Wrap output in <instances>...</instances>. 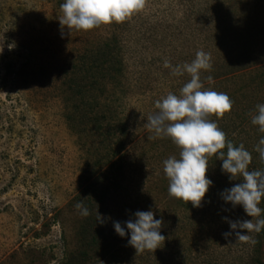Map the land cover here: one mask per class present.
Instances as JSON below:
<instances>
[{"label": "rangeland", "instance_id": "rangeland-1", "mask_svg": "<svg viewBox=\"0 0 264 264\" xmlns=\"http://www.w3.org/2000/svg\"><path fill=\"white\" fill-rule=\"evenodd\" d=\"M62 4L0 0V264H255V232L247 242L224 236L232 231L225 217L257 220L222 198L239 179L224 186L218 165L209 163L213 185L200 207L170 196L164 161L179 158L181 148L157 136L148 118L159 112L157 101L179 96L192 78L173 75L165 61L190 64L199 51L212 63L201 82L247 73L205 89L239 100L225 114L229 120L243 115L247 101L252 111L263 102L264 87L261 93L252 86L264 74V0H146L122 23L65 26L63 37ZM112 38L123 49L126 74L115 99L130 133L123 152L101 159L99 132L82 123L68 79L79 55ZM257 130L247 124L232 133L251 145L259 142ZM81 202L87 217L76 207ZM149 210L163 219L166 239L155 251L137 252L114 222L123 226Z\"/></svg>", "mask_w": 264, "mask_h": 264}, {"label": "clouds", "instance_id": "clouds-1", "mask_svg": "<svg viewBox=\"0 0 264 264\" xmlns=\"http://www.w3.org/2000/svg\"><path fill=\"white\" fill-rule=\"evenodd\" d=\"M146 0H65L61 5L63 16L60 18L63 37V28L70 31L91 30L101 25L113 22L122 23L134 13L145 7ZM15 44L9 45V49ZM164 67L172 68V74L182 76L185 72L191 74V80L182 89L179 96L169 93L162 101L156 102L159 112L148 118L149 127L157 136L170 137L181 148L179 158L173 156L164 161V172L169 180V195L191 202L193 207H200L213 181L206 176L209 157L217 156L222 160V171L230 174L229 179L242 178V183L230 189H225L221 195L223 200L230 202L233 207L240 205L245 213L254 218L264 214L259 207L264 199V171L249 170L252 155L243 144L234 146L227 141L226 133L218 124L209 119L213 114L223 116L231 111L234 101L226 94L204 88L200 79L201 71L212 68L210 54L199 51L195 60L190 64L173 67L165 61ZM211 80V77H209ZM258 115L252 118V124L259 126L264 132V104L257 105ZM264 139L256 147L260 158L264 160ZM227 147L225 154L223 149ZM84 217L90 215L89 209L83 203L76 205ZM98 211V210H97ZM110 219V217H109ZM232 231L224 233L229 238L235 233L241 241H249L248 233L264 231V219L232 221L224 218ZM97 223L103 225L105 220L98 212ZM163 219H156L153 211H137L134 218L122 223L114 222L115 232L120 237H127L130 233L129 245L137 252L145 250L155 251L166 237L161 234ZM239 230H246L242 234ZM256 243V241H252Z\"/></svg>", "mask_w": 264, "mask_h": 264}, {"label": "trees", "instance_id": "trees-1", "mask_svg": "<svg viewBox=\"0 0 264 264\" xmlns=\"http://www.w3.org/2000/svg\"><path fill=\"white\" fill-rule=\"evenodd\" d=\"M58 1L64 3V0ZM261 67H263V65ZM69 71H71V74L68 79V84L75 92L78 99V108L83 113L81 121L82 123L86 122L93 125L99 132L101 138L100 158L108 159L111 158V156L113 157L123 152L126 149L125 138H127L130 133V126L120 119L121 106L117 104L119 102L115 99L119 95V90L123 87V79L126 74L123 49L119 45L117 39L112 38L105 40L101 46L82 53V55H79L78 58L72 62ZM230 73V71L229 73L227 71L220 72L214 77L212 76L211 80L203 79L202 83L204 88L202 90L209 87L215 89V86L223 83L225 79H233L235 76L240 77L247 74L246 71L240 74H238L239 72H232V76L228 75ZM260 81V83L255 84L252 88L255 87L257 91L262 93V87H264L262 85L264 83V74L261 75ZM229 97L231 98L230 94ZM232 100L234 101V106L240 107L241 103L239 100L236 101L237 98ZM246 103L247 106L245 107L246 109L243 110V115H238L237 119L231 117V120H229V117L225 115L226 112L223 116L213 114L212 121L216 122L219 128L226 133L227 141H231L233 145L237 147L243 144L245 149L251 153L252 162L249 165L250 171H264V160L260 158V154L256 151V147L260 140L264 139V132L259 131V126L257 125L258 130L255 136V139L259 141L257 144L250 145L238 139L237 135L241 132L236 135L237 137L232 133L233 131L235 133L236 130L242 127L245 128L247 124H252V118L258 115L257 107L254 111L249 109L251 106H254L253 102L247 101ZM259 104H264V99L263 102ZM261 147H264V145ZM222 151L226 154L227 147ZM208 159L211 165H218L220 171L219 181L223 180L225 182L224 186L233 185L234 179L230 180V174L222 171L223 161L218 159L217 156H210ZM238 179L239 182L237 184L243 182L242 178L238 177ZM259 207L264 209V199H262ZM258 219H264V214L257 217V220ZM255 236L256 243H253L255 257L253 261L255 264H264V256L262 253L264 231L255 233Z\"/></svg>", "mask_w": 264, "mask_h": 264}]
</instances>
